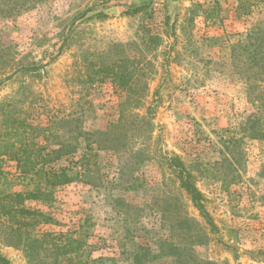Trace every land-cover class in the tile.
Here are the masks:
<instances>
[{
	"label": "rangeland",
	"instance_id": "374dc122",
	"mask_svg": "<svg viewBox=\"0 0 264 264\" xmlns=\"http://www.w3.org/2000/svg\"><path fill=\"white\" fill-rule=\"evenodd\" d=\"M149 3L125 15L139 5L0 0V104L10 101L51 135L37 140L47 151L64 140L76 147L51 166L97 156L87 174L54 191L50 206L26 204L50 217L35 233L84 238L90 264H264V144L237 135L233 167L218 163L220 137L228 138L226 129L235 135L251 112L232 48L242 44L243 58L250 54L258 35L249 32L264 33V0L248 15L236 0ZM116 62L135 69L129 89L140 105L126 104V89L98 74ZM172 155L191 174L207 218L181 187ZM8 162L9 191H22ZM230 169L237 183L222 174ZM6 236L0 226V253L28 264Z\"/></svg>",
	"mask_w": 264,
	"mask_h": 264
},
{
	"label": "trees",
	"instance_id": "16d2710c",
	"mask_svg": "<svg viewBox=\"0 0 264 264\" xmlns=\"http://www.w3.org/2000/svg\"><path fill=\"white\" fill-rule=\"evenodd\" d=\"M236 1L237 10L248 15L249 9L256 0ZM14 4L19 5L18 2ZM150 5L151 3L128 7L124 14H137ZM28 8L29 6L25 9ZM249 33L251 36L258 35L255 43L251 45L250 54L244 59V53L249 51L248 48H244L242 44L233 46L231 64L240 70V73L236 70V74L246 87V104L250 106L251 112L237 124L235 135L230 136L229 130L226 129L224 132L227 133L228 138L220 137L224 149L220 152L222 160L218 163L226 168L233 167L231 160L234 159V155L240 156L236 151L239 143L237 135L264 144V33L263 30L253 29ZM152 38L157 39L156 36ZM128 60L125 58V62ZM125 62L103 65L99 68L98 74L111 77L120 87H124L126 104L130 101L138 106L140 96L136 97V93L129 89L131 75L135 69L130 70ZM130 64L136 66L134 62ZM35 70L27 69V71ZM27 116L24 110L11 107L10 101L0 104V226L7 230L4 243L9 247L22 249L28 264H90L91 251L84 238L67 233L58 236L52 233L37 236L36 228L42 223L50 222V217L40 210L27 208L26 204L41 202L50 206L54 202V191L78 181L81 173L87 174L91 166L97 164V156L86 152L80 156L79 162L73 163V166L58 168L51 166L60 160L72 157L76 147L69 146V142L64 140L57 150L47 151L46 146L41 145L37 140L43 138L47 141L51 135L47 136L43 129L30 123ZM99 136L105 137L106 134ZM231 149L234 150V155ZM6 161L14 165L12 177L25 187L22 191H9V173L3 169ZM169 163L175 167L181 187L190 195L194 207L202 217L207 218L202 197L193 186L191 174L182 168L177 156L172 155ZM75 165L79 166V170L74 168ZM235 171L230 169L222 172L230 179L229 183L238 182L240 176L237 172L233 176ZM0 264H10L1 253Z\"/></svg>",
	"mask_w": 264,
	"mask_h": 264
},
{
	"label": "crops",
	"instance_id": "0c3cea01",
	"mask_svg": "<svg viewBox=\"0 0 264 264\" xmlns=\"http://www.w3.org/2000/svg\"><path fill=\"white\" fill-rule=\"evenodd\" d=\"M135 5H143L149 2V0H132Z\"/></svg>",
	"mask_w": 264,
	"mask_h": 264
}]
</instances>
